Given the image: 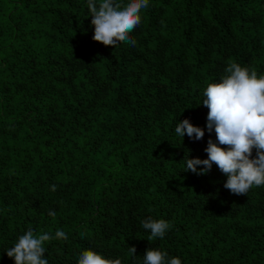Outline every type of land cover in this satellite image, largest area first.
<instances>
[{
	"label": "trees",
	"instance_id": "16d2710c",
	"mask_svg": "<svg viewBox=\"0 0 264 264\" xmlns=\"http://www.w3.org/2000/svg\"><path fill=\"white\" fill-rule=\"evenodd\" d=\"M139 15L135 46L113 48L93 41L88 0H0V264L29 228L67 234L45 242L48 264L89 249L143 264L149 247L264 264V185L237 196L215 164H184L216 142L204 88L230 62L264 75V0H148ZM184 119L201 140L175 133ZM147 217L170 224L163 239Z\"/></svg>",
	"mask_w": 264,
	"mask_h": 264
},
{
	"label": "clouds",
	"instance_id": "9594fccd",
	"mask_svg": "<svg viewBox=\"0 0 264 264\" xmlns=\"http://www.w3.org/2000/svg\"><path fill=\"white\" fill-rule=\"evenodd\" d=\"M147 7L148 0H129L127 4L119 0H88L93 41L113 48L118 43L135 46L136 41L129 33L141 23L139 13ZM224 72L218 83L204 88L202 98L203 106L208 109L206 128L209 133L215 132L216 142L207 141L204 149L207 159L184 157V164L186 171L196 175H205L215 164L226 176L223 187L231 194L246 195L253 185H264V75L258 78L256 71L250 72L234 62ZM175 133L196 141L205 134L204 129L193 126L188 119L176 122ZM201 165L198 172L197 166ZM55 214L48 211L49 216ZM141 225L150 231L149 240L163 239L170 228L167 221L152 217L142 220ZM53 238L67 240L68 236L63 230H57L53 237L48 232L34 234L29 228L5 254L13 264H48L44 244ZM129 252L136 256L135 247H129ZM77 264H122V261L104 258L89 249L78 254ZM143 264H181V260L149 247L144 252Z\"/></svg>",
	"mask_w": 264,
	"mask_h": 264
}]
</instances>
